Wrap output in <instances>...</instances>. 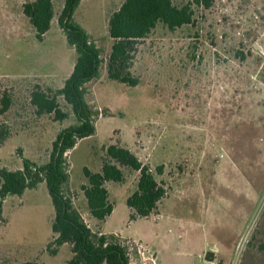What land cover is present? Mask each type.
<instances>
[{"label":"rangeland","instance_id":"374dc122","mask_svg":"<svg viewBox=\"0 0 264 264\" xmlns=\"http://www.w3.org/2000/svg\"><path fill=\"white\" fill-rule=\"evenodd\" d=\"M26 1L0 0V110L10 100L0 112V167L10 170L23 167L22 157L46 163L58 133L76 123L62 97L64 120L32 103L35 90L61 89L77 59L58 23L65 0H54L42 42L23 13ZM122 3L83 0L74 15L103 58L100 77L86 85L96 133L67 153L74 207L93 232L114 234L132 264H264V0H213L209 9L193 5L189 25L159 24L137 46L134 87L108 76V21ZM111 145L129 149L165 188L149 217L126 204L140 173L125 166L122 183H106L112 216H91L84 169L100 172ZM53 219L45 182L12 196L0 215V264L69 261L70 244L47 251Z\"/></svg>","mask_w":264,"mask_h":264},{"label":"trees","instance_id":"16d2710c","mask_svg":"<svg viewBox=\"0 0 264 264\" xmlns=\"http://www.w3.org/2000/svg\"><path fill=\"white\" fill-rule=\"evenodd\" d=\"M82 1L65 0L58 18L68 44L77 53L71 74L54 95L43 90H35L32 94V103L37 107L38 114H54L57 121L67 118V113L61 110L58 102V98L62 97L71 107L76 123L58 133L46 163L38 165L22 157L21 169L0 167V214L7 197H21L27 190L36 189L45 182L54 208V239L49 243L47 251L55 254L61 245L70 244L73 256L64 264H132L127 248L114 234H99L91 230L74 207L68 192L70 164L67 153L76 147L78 140L96 133L93 110L86 98V85L100 77L103 64L101 49L74 19ZM212 2L213 0H190L178 6L174 0H124L108 21V31L113 40L108 62L109 78L137 86L138 80L133 78L129 68L139 42L147 39L159 24L175 31L193 23V5L209 9ZM23 13L33 26L36 39L42 42L51 30L55 17L54 0H28L23 5ZM3 103L1 113L10 107L9 99L5 98ZM5 134L0 127V135L4 137ZM107 154L110 160L103 163L100 172L84 169L87 183L82 185V191L91 216L103 223L112 214L114 206L109 201L106 183H122L125 175L120 166H125L140 173L137 189L127 198L126 204L137 216L149 217L165 196V188L159 184L155 173L129 149L111 145ZM156 173L163 174V168L158 167Z\"/></svg>","mask_w":264,"mask_h":264},{"label":"crops","instance_id":"0c3cea01","mask_svg":"<svg viewBox=\"0 0 264 264\" xmlns=\"http://www.w3.org/2000/svg\"><path fill=\"white\" fill-rule=\"evenodd\" d=\"M123 2H124V0H123ZM81 3H82V2H81ZM81 3H80V4H81ZM121 5H122V4H121ZM121 5H120L115 11H117V10L121 7ZM115 11H114V12H115ZM114 12H113V13H114ZM74 15H75V14H74ZM82 27H83V26H82ZM83 28H84V27H83ZM84 29H85V28H84ZM85 30H86V29H85ZM86 31L89 33L90 36H92L91 33H90L88 30H86ZM112 41H113V40H112ZM0 148H1V147H0ZM20 169H21V168H20ZM24 194H25V193H24ZM24 194H23V195H24ZM11 197H12V196L7 197L6 200L4 201V204H5L6 202H8V201L11 199ZM21 197H22V196H21ZM4 204H3V207H4ZM114 211H115V208H114L113 212H114ZM113 212H112V214H113ZM112 214H111L109 217H107V219H106L103 223H106V222L109 220V218L112 216ZM0 215H1V214H0Z\"/></svg>","mask_w":264,"mask_h":264},{"label":"built area","instance_id":"2783aa9c","mask_svg":"<svg viewBox=\"0 0 264 264\" xmlns=\"http://www.w3.org/2000/svg\"><path fill=\"white\" fill-rule=\"evenodd\" d=\"M129 255H130V253H129Z\"/></svg>","mask_w":264,"mask_h":264}]
</instances>
